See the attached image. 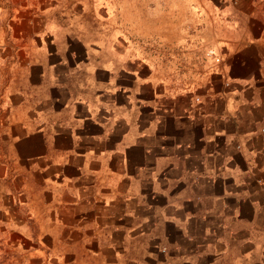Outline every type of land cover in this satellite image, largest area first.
Returning <instances> with one entry per match:
<instances>
[{"label":"crops","instance_id":"0c3cea01","mask_svg":"<svg viewBox=\"0 0 264 264\" xmlns=\"http://www.w3.org/2000/svg\"><path fill=\"white\" fill-rule=\"evenodd\" d=\"M173 5L190 80L90 29L106 0H0V264H264V0Z\"/></svg>","mask_w":264,"mask_h":264},{"label":"rangeland","instance_id":"374dc122","mask_svg":"<svg viewBox=\"0 0 264 264\" xmlns=\"http://www.w3.org/2000/svg\"><path fill=\"white\" fill-rule=\"evenodd\" d=\"M135 1V2H134ZM146 0H106L109 12H107V20L104 24L90 22V29L102 28L106 32L111 30L120 31L122 35V42L126 44H131L139 48V57L153 58L157 60L158 63H164L165 65H172L174 70H170L175 77H181L184 79H192L195 75L202 73L204 70V60L208 52L212 49V44L208 37L201 38L192 37L191 31L194 29H202L207 25L205 20H200V22H192V16H187V13L181 14L178 20L176 13L177 9H181L180 6H175L177 0H168L169 5L166 7H161V1L163 0H150V5H145ZM132 3V5H130ZM136 3V5H134ZM163 8L167 10V17L172 21L168 25L172 26L170 33L173 31L174 36L171 37H156L157 33H161V30L156 31L155 27L160 28V9ZM152 15L156 16L158 20L154 21V32L155 36H145L144 25H145V14L146 11H150ZM113 11L116 16H112ZM184 16L186 21L181 17ZM200 19H202L200 17ZM104 25V26H101ZM166 30V29H165ZM177 30L179 32L177 33ZM166 32V31H165ZM183 32L185 37H181ZM185 47L191 52L188 54H182V49ZM195 51V53L193 52ZM207 51V52H206ZM146 52V53H144ZM180 52V54L178 53ZM188 59V60H185ZM184 61V64H177V62ZM200 64L198 66L195 63ZM203 63V64H202ZM185 66V67H183Z\"/></svg>","mask_w":264,"mask_h":264},{"label":"built area","instance_id":"2783aa9c","mask_svg":"<svg viewBox=\"0 0 264 264\" xmlns=\"http://www.w3.org/2000/svg\"><path fill=\"white\" fill-rule=\"evenodd\" d=\"M208 54H209V55L213 54V50H210V51L208 52Z\"/></svg>","mask_w":264,"mask_h":264}]
</instances>
